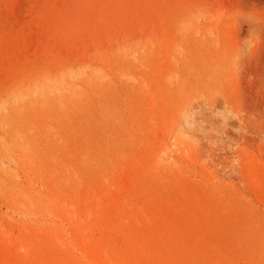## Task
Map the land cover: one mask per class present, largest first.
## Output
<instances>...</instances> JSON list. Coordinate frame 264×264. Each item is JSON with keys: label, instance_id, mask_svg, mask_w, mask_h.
I'll use <instances>...</instances> for the list:
<instances>
[{"label": "rangeland", "instance_id": "obj_1", "mask_svg": "<svg viewBox=\"0 0 264 264\" xmlns=\"http://www.w3.org/2000/svg\"><path fill=\"white\" fill-rule=\"evenodd\" d=\"M0 98V264H264V0H0Z\"/></svg>", "mask_w": 264, "mask_h": 264}, {"label": "bare ground", "instance_id": "obj_2", "mask_svg": "<svg viewBox=\"0 0 264 264\" xmlns=\"http://www.w3.org/2000/svg\"><path fill=\"white\" fill-rule=\"evenodd\" d=\"M117 15H118V14H117ZM152 21H153V19H152ZM140 24H141V23H140ZM158 25H159V24H158ZM146 26H147V25H146ZM178 27H179V26H178ZM195 28H196V27H195ZM146 29H147V27H146ZM197 29H198V28H197ZM165 33H166V32H165ZM204 35H206V34H204ZM142 36H143V35H142ZM147 36H148V35H147ZM153 36H154V35H153ZM143 37H144V36H143ZM149 37H150V36H149ZM160 37H161V36H160ZM175 37H176V36H175ZM141 38H142V37H141ZM141 38H139V39H141ZM166 38H167V37H166ZM183 38H184V37H183ZM184 39H185V38H184ZM184 39H183V40H184ZM186 39L189 40L187 37H186ZM196 39H198V38L196 37ZM163 40H164V39H163ZM177 40H178V35H177ZM178 41H179V40H178ZM180 42H181V41H180ZM191 42H192V41H191ZM161 44H163V43L161 42ZM167 44H169V43H167ZM183 44H184V43H183ZM185 44H186V43H185ZM144 45H145V44H144ZM177 45H178V44H177ZM155 46H156V45H155ZM160 46H161V45H160ZM188 46H189V44H188ZM188 46H187V47H188ZM197 46H199V45L197 44ZM139 47H140V46H139ZM187 47H185V48H187ZM191 47H192V46H191ZM121 48H122V47H121ZM135 48H136V47H135ZM140 48H141V47H140ZM145 48H146V47H145ZM122 49H123V48H122ZM172 49H174V48H170V50H172ZM182 49H184V48H182ZM189 49H190V48H189ZM189 49H188V51H189ZM192 49H194V46L192 47ZM185 50H186V49H185ZM139 51H140V50H139ZM168 51H169V50H168ZM191 51H192V50H191ZM156 52H157V51H156ZM183 52H184V51H182V54H183ZM144 53H145V52H144ZM178 53H179V52H178ZM147 54H148V53H147ZM162 54H163V53H162ZM180 54H181V53H180ZM116 55H117V54H116ZM160 55H161V53H160ZM176 55H177V54H176ZM191 55H192V54H191ZM193 55H194V54H193ZM149 56H150V55H149ZM153 56H154V55H153ZM155 56H157V54H156ZM162 56H163V55H162ZM169 56H170V55H168V57H169ZM183 56H184V55H183ZM158 57H159V55H158ZM176 57H177V56H176ZM132 58L136 59L135 57H132ZM161 58H162V57H161ZM193 58H194V57H193ZM193 58H191V59H193ZM159 59H160V58H159ZM162 59H163V58H162ZM170 59H171V58H169V60H170ZM87 60H88V59H87ZM138 60H139V59H138ZM177 60H178V58H177ZM183 60H184V59H183ZM206 61H207V60H206ZM234 61H235V60H234ZM76 62H78V61H76ZM83 62H84V61H83ZM85 62H86V61H85ZM163 62H164V61H163ZM168 62H169V61H168ZM176 62H177V61H176ZM78 63H79V62H78ZM143 63H144V62H142V65H143ZM192 63H193V62H192ZM66 64H67V63H66ZM69 64H70V63H69ZM138 64H139V63H138ZM163 64H164V63H163ZM167 64H168V63H167ZM61 65H62V64H61ZM82 66H83V64H82ZM66 67H68V66H66ZM71 67H73V66H71ZM203 67H204V66H203ZM62 68H63V67H62ZM176 68H177V67H176ZM179 68H180V67H179ZM194 68H195V67H194ZM66 69H67V68H66ZM66 69H65V70H66ZM75 69H76V68H75ZM88 69H89V68H88ZM130 69H131V68H130ZM67 70H68V69H67ZM72 70H73V69H72ZM118 70H119V69H118ZM171 70H172V69H171ZM55 71H56V70H55ZM55 71H54V72H55ZM61 71H62V69H61ZM69 71H70V69H69ZM121 71H122V70H121ZM52 72H53V71H52ZM75 72H76V71H75ZM118 72H119V71H118ZM45 73H46V72H45ZM45 73H44V74H45ZM60 73H61V72H60ZM69 73H70V72H69ZM72 73H73V72H72ZM87 73H88L87 68L84 69V70H81V69H80V72L78 73V75L81 77L82 75H85V74H87ZM100 73H102V72H100ZM119 73H120V72H119ZM135 73H136V72H135ZM202 73H203V72H202ZM236 73H237V72H236ZM38 74H39V73H38ZM40 74H41V73H40ZM49 74H51V73H49ZM67 74H68V72H67ZM65 75H66V74H65ZM87 75H88V74H87ZM125 75L129 77V80H130V79H134V77H132V74H131V73H126ZM125 75L123 74V77H124ZM136 75H137V74H136ZM73 76H74V75H73ZM73 76H72V77H73ZM137 76H138V75H137ZM55 77H56V76H55ZM61 77H62V76H61ZM66 77H68V75L65 76V78H66ZM72 77H71V78H72ZM94 77H95V76H94ZM96 77H97V76H96ZM43 78H45V77H43ZM52 78H53V77H52ZM59 78H60V77H59ZM98 78H99V77H98ZM173 78H174V77H173ZM193 78H194V77H193ZM195 78H196V77H195ZM56 79H57V78H56ZM77 79H78V78H76L75 80L77 81ZM92 79H93V77H92ZM174 79H175V78H174ZM178 79H179V77H178ZM196 79L198 80V78H196ZM196 79H195V80H196ZM40 80L42 81V79H40ZM49 80H50V82H51V78H50ZM73 80H74V79H73ZM84 80H85V79H84ZM183 80H184V79H183ZM204 80H205V79H204ZM226 80H227V79H226ZM53 81H54V80H53ZM57 81H59V79H57ZM101 81H103V80H101ZM130 81H131V80H130ZM33 82H34V81H33ZM33 82H32V83H33ZM42 82H43V81H42ZM46 82H47V81H46ZM48 82H49V81H48ZM50 82H49V83H50ZM54 82H56V81H54ZM61 82H62V78H61ZM61 82L59 81L58 84L61 83ZM122 82H123V81H122ZM125 82H126V81H125ZM175 82H176V81H175ZM43 83H44V82H43ZM49 83H48L49 86H48L47 89H48V91H49L51 94H56V95H57V94H60V95H65V96H67V95H68L67 92H69V93L71 92L73 95H75V96L77 97V96H79V93H81V92H80L81 90H75V91H72L71 89H73V88H69V86H68V87L65 86V83H64V82H63V83H64L63 85H60V84L57 85V84H55V83H53V82L50 83V84H49ZM76 83H77V82H76ZM78 83H79V82H78ZM91 83H92V82H91ZM96 83H98V82H96ZM102 83H104V82H102ZM127 83H128V82H127ZM131 83H132V82H131ZM221 83H222V82H221ZM28 84H30V83L28 82ZM39 84H40V83H39ZM39 84H38V85H39ZM41 84H42V83H41ZM71 84H72V83H71ZM92 84H93V83H92ZM123 84H124V83H123ZM132 84H133V83H132ZM26 85H27V84H26ZM33 85H35V84H33ZM38 85H37V87L34 86L35 88H34V87H33V88H34L35 90H34V91H33V90H30V92H29V91L22 90V89H23V88H22V89H21L22 91H20L18 94H15V95H16V100L21 101V102L23 101L24 103H27V102H25V99H26L28 96L30 97V93L35 92V93H36L35 95H37V94L40 92L41 89H40V87H38ZM42 85H43V84H42ZM66 85H67V84H66ZM94 85H95V84H94ZM174 85L176 86V84H174ZM177 85H178V84H177ZM31 86H32V85H31ZM44 86H45V85H44ZM76 86H78V85H76ZM87 86H88V85H87ZM95 86H96V85H95ZM103 86H104V85H103ZM105 86H106V85H105ZM110 86H111V85H110ZM110 86H109V87H110ZM207 86H208V85H207ZM210 86H211V85H210ZM216 86H217V85H216ZM218 86H219V85H218ZM218 86H217V87H218ZM71 87H72V86H71ZM73 87H74V84H73ZM91 87H92V86H91ZM101 87H102V86H101ZM114 87H115V86H114ZM125 87H126V86H125ZM129 87H130V86H129ZM213 87H214V86H213ZM18 88H19V87H18ZM86 88H87V87H86ZM89 88H90V87H89ZM126 88H127V87H126ZM130 88H131V87H130ZM178 88H179V86H178ZM209 88H212V86L209 87ZM214 88H216V87H214ZM31 89H32V87H31ZM45 89H46V88H45ZM45 89H44V90H45ZM80 89H81V88H80ZM87 89H88V88H87ZM91 89H93V88H91ZM96 89H97V88H96ZM102 89H103V88H102ZM127 89H128V88H127ZM10 90H12V89H10ZM44 90H43V91H44ZM83 90H84V88H83ZM94 90H95V89H94ZM107 90H108V89H107ZM128 90H129V89H128ZM151 90H152V89H150V91H151ZM89 91H91V90H89ZM96 91H97V90H96ZM126 91H127V90H126ZM45 92H46V91H45ZM45 92H44V94H46ZM94 92H95V91H94ZM192 92H193V91H192ZM10 93H11V91H10ZM47 93H48V92H47ZM50 93H48V94H50ZM71 93H70V94H71ZM126 93H127V92H126ZM12 94H13V93H12ZM66 94H67V95H66ZM83 94H84V93H82V95H83ZM86 94H87V93H86ZM127 94H128V93H127ZM38 95H39V94H38ZM56 95H54L55 97L53 96L55 100H56ZM142 95H143V94H142ZM9 96H10V95H9ZM49 96H50V95H49ZM100 96H101V95H100ZM140 96H141V95H140ZM148 96H150V95H148ZM11 97H12V96H11ZM14 97H15V96H14ZM31 97H32V96H31ZM53 97H50L48 100L53 99ZM76 97H75V99H76ZM89 97H90V96H89ZM98 97H99V96H98ZM142 97H143V96H142ZM6 98H7V97H6ZM9 98H10V97H9ZM9 98H8V99H9ZM33 98H34V97H33ZM42 98H43V97H42ZM144 98H146V97H144ZM0 99H1V98H0ZM54 99H53V100H54ZM59 99H60V98H59ZM63 99L65 100L64 97H63ZM63 99H62V100H63ZM72 99H73V98H72ZM82 99H83V97H82ZM82 99H81V100H82ZM3 100H4V99H3ZM6 100H7V99H6ZM11 100H12V99H11ZM45 100H46V99H45ZM147 100H148V99H147ZM9 101H10V100H9ZM13 101H15V100H13ZM37 101L39 102V100H37ZM41 101H42V100H41ZM56 101H57V100H56ZM1 102H2V99H1ZM4 102H6V101H4ZM21 102H20V103H21ZM23 102H22V103H23ZM63 102H66V101H63ZM78 102H79V101H78ZM81 102H82V101H81ZM148 102H149V101H148ZM7 103H9V102H7ZM82 103H83V102H82ZM92 103L94 104V102H92ZM2 104H3V102H2ZM4 104H5V103H4ZM9 104H10V103H9ZM9 104H8V106H9ZM11 104H12V103H11ZM16 104H18V103L16 102ZM52 104H53V102H52ZM117 104H118V102H117ZM6 105H7V104H6ZM6 105H5V106H2V109H6V107H7ZM13 105H14V104H13ZM37 105H38V104H37ZM66 105H67V104H66ZM66 105H65V106H66ZM156 105H157V104H156ZM49 106H50V105H49ZM138 106H139V105H138ZM147 106H148V105H147ZM154 106H155V105H154ZM15 107H16V105H15ZM20 107H21V106H20ZM24 107H25V106H24ZM37 107H39V106H37ZM77 107H78V106H77ZM139 107H140V106H139ZM7 108L9 109V107H7ZM31 108H32V106H31ZM31 108H30V109H31ZM104 108H105V107H104ZM129 108H130V107H129ZM131 108H132V107H131ZM131 108H130V109H131ZM11 109H14V108H11ZM53 109H56V108L54 107ZM65 109H66V108H65ZM121 109H122V108H121ZM133 109H134V108H133ZM143 109H144V108H143ZM15 110H16V109H15ZM15 110H13V111H15ZM33 110H36V109H33ZM37 110L40 111L39 108H38ZM67 110H68V109H67ZM99 110H100V109H99ZM4 111H7V110H4ZM123 111H124V110H122V112H123ZM125 111H129V110H125ZM146 111H148V110L146 109ZM1 112H2V111H1ZM16 112H17V110H16ZM19 112H20V111H19ZM22 112H24V109H23ZM31 112H32V111H31ZM34 112H36V111H34ZM42 112H43V111H42ZM178 112H179V111H178ZM20 113H21V112H20ZM123 113H124V112H123ZM126 113H127V112H126ZM145 113L147 114L148 112H145ZM188 113H189V109L186 110L185 113L183 114L185 120H186V118H187V114H188ZM9 114H10V113H9ZM21 114H22V113H21ZM35 114H36V113H35ZM37 114H38V115H41L42 113H41V114L37 113ZM37 114H36V116H37ZM153 114H154V113H153ZM6 115H8V114H6ZM16 115H17V114H16ZM27 115H28V114H27ZM30 115H31V114H30ZM69 115H70V114H69ZM163 115H164V114H163ZM183 115H182V116H183ZM8 116H9V115H8ZM28 116H29V115H28ZM36 116H35V118H36ZM160 116H161V115H160ZM164 116H165V115H164ZM16 117H17V116H16ZM23 117H24V116H23ZM29 117H30V116H29ZM37 117H38V116H37ZM70 117H71V116H70ZM145 117H146V116H145ZM174 117H175V116H174ZM17 118H18V117H17ZM32 118H33V117H32ZM90 118H91V117H90ZM133 118H134V117H133ZM162 118H163V117H162ZM0 119H1V118H0ZM2 119H3V118H2ZM8 119H10V117H9ZM23 119H24V118H23ZM27 119L29 120V119H31V118H27ZM36 119H37V118H36ZM38 119H39V118H38ZM187 119H188V118H187ZM18 120H19V119H18ZM112 120H114V119H112ZM185 120H184V121H185ZM7 121H8V120H7ZM16 121H17V120H16ZM23 121H24V120H23ZM25 121H26V120H25ZM8 122H9V121H8ZM10 122L12 123V121H10ZM26 122H27V121H26ZM28 122H31V120L28 121ZM33 122H34V121H33ZM5 123H6V121H5ZM13 123H14V122H13ZM16 123H17V122H16ZM22 123H23V122L21 121V124H22ZM36 123H38V122L36 121ZM170 123H171V122H170ZM185 123H186V125L188 124L187 121H185ZM17 124H18V123H17ZM191 124H192V123H191ZM99 125H100V124H99ZM14 126H15V125H14ZM18 126H19V125H18ZM33 126H34V125H33ZM81 126H82V125H81ZM83 126H84V125H83ZM2 127H3V126H2ZM24 127H25V126H24ZM96 127H98V126H96ZM187 127H188V126H187ZM19 128H21V127L19 126ZM22 128H23V127H22ZM25 128H26V127H25ZM25 128H24V129H25ZM188 128H193V129H194V126H193V127H188ZM4 129H5V127H4ZM4 129H2V130H4ZM10 129H11V127H10ZM24 129H23V130H24ZM26 129H27V128H26ZM38 129H40V128H38ZM78 129H79V128H78ZM16 130H17V129H16ZM18 130H19V129H18ZM13 131H14V130H13ZM13 131H12V132H13ZM24 131H25V130H24ZM29 131H30V130H29ZM176 131H177L178 133L181 134V135H180L181 137H180V139H179L180 144H182V145L185 144L186 146H188V147L191 148V149H194L195 147L197 148V145H198L197 137H196L195 135H192L190 132H186V129H184V122L181 120V117H178V118H176V119H174V120L172 121V124H171V127H170V132L174 134V133H176ZM12 132H11V133H12ZM21 132H22V130L20 131V133H21ZM33 132H34V131H33ZM33 132H31V133H33ZM74 132H75V131H74ZM11 133H10V134H11ZM23 133H24V132H23ZM178 133H177V136H179ZM26 134H27V133H26ZM33 134H34V133H33ZM21 135H22V134H21ZM21 135H20V136H21ZM27 135H28V134H27ZM12 136H13V135H12ZM17 137H18V136H17ZM21 137H22V136H21ZM2 138H3V136H2ZM13 138H14V136H13ZM188 138H191L192 141H189ZM14 139H15V138H14ZM19 139H20V138H18V140H19ZM22 139H23V137H22ZM25 139L27 140L28 138L26 137ZM28 140H29V139H28ZM32 140H33V139H32ZM11 141H12V140H11ZM15 141H17V140H15ZM23 141H24V139L22 140V142H23ZM199 141H200V140H199ZM12 142H13V141H12ZM31 142H32V141H31ZM195 142H196V143H195ZM13 143H14V142H13ZM17 143H18V141H17ZM14 145H15V144H14ZM16 145H17V144H16ZM18 145H19V144H18ZM92 145H93V144H92ZM33 146H34V145H33ZM19 147H20V146H19ZM16 148H17V146H16ZM34 148H35V147H34ZM183 148H184V147H183ZM198 148H200V147H198ZM35 149H36V148H35ZM117 150H118V149H117ZM178 150H180V149H178ZM34 151H35V150H34ZM118 151H119V150H118ZM169 151H170V147H166V148H164V149L162 150V152L164 153L163 155H165V154L167 155V157L165 156L166 158H164L163 161L168 162V161H170V160L173 158V156L171 155V153H169ZM183 151H184V150H183ZM26 152H28V151H26ZM4 153H5V152H4ZM16 153H17V152H16ZM32 153H33V152H32ZM18 154H19V153H18ZM23 155H24V154H23ZM47 155H48V154H47ZM89 157H90V156H89ZM41 158H42V157H41ZM86 158H87V157H86ZM86 158H85V159H86ZM50 159H51V158H50ZM36 160H37V159H36ZM126 160H127V158H126ZM160 160H161V159H160ZM198 160H199V159H198ZM31 161H33V160H31ZM26 164H27V163H26ZM29 164H30V163H29ZM31 165H32V164H31ZM50 165H51V164H50ZM25 166H27V165H25ZM34 166H35V165H34ZM41 166H42V165H41ZM46 166H47V165H46ZM204 166L206 167L207 165H204ZM30 167H32V166H30ZM43 167H44V166H43ZM47 167H48V166H47ZM25 168H26V167H25ZM27 168H29V167H27ZM56 168H57V167H56ZM153 168H154V167H153ZM156 168H157V167H156ZM156 168H155V169H156ZM213 168H214V167H213ZM35 169H36V166H35ZM38 169H39V168H38ZM73 169H74V168H73ZM214 169H215V168H214ZM214 169H213V170H214ZM41 170H43V169H41ZM46 170H47V169H46ZM51 170H52V168H51ZM51 170H50V171H51ZM27 171H29V170H27ZM27 171H26V172H27ZM47 171H48V170H47ZM57 171H58V170H57ZM60 171H61V170H60ZM64 171H65V169H64ZM35 172H36V170H35ZM43 172H44V171H43ZM61 172H62V171H61ZM65 172H66V171H65ZM109 172H110V171H109ZM206 172H207V174H208L213 180L217 178V176L214 175L215 173L212 174V173H210V172H208V171H206ZM40 173H42V172L40 171ZM49 173H50V172H49ZM70 173H71V172H70ZM103 173H104V172H103ZM27 174H28V173H27ZM30 174H31V173H30ZM35 174H36V173H35ZM37 174H38V173H37ZM58 174H59V173H58ZM107 174H108V173H107ZM9 175H10V174H9ZM31 175H32V174H31ZM60 175H61V173H60ZM64 175H65V174H64ZM108 175H109V174H108ZM36 176H37V175H36ZM38 176L40 177V175H38ZM41 176H42V175H41ZM46 176H47V174H46ZM57 176H58V175H57ZM62 176H63V175H62ZM113 176H114V175H113ZM113 176H112V177H113ZM6 177H7V176H6ZM11 177H12V176L10 175V178H11ZM13 177H14V176H13ZM27 177H28V176H27ZM30 177H31V176H30ZM34 177H35V175H34ZM95 177H96V176H95ZM112 177H111V178H112ZM137 177H138V176H137ZM249 177H250V176H249ZM8 178H9V177H8ZM8 178H7V179H8ZM36 178H37V177H36ZM36 178H35V179H36ZM41 178H42V177H41ZM53 178H56V177H53ZM60 178H61V177H60ZM69 178H70V177H69ZM219 178H220V177H219ZM0 179H1V178H0ZM7 179H6V181H7ZM13 179H14V178H13ZM16 179H20V178H16ZM43 179H45V178H42L41 180H43ZM56 179H57V178H56ZM8 181H9V180H8ZM11 181H12V180H11ZM21 181H22V180H21ZM28 181H30L29 178H28ZM4 182H5V181H4ZM33 182H34V180H33ZM55 183H56V181H55ZM59 183L61 184V182H59ZM68 183H69V182H68ZM5 184H6V183H5ZM15 184H16V183H15ZM34 184H35V183H34ZM36 184H37V183H36ZM45 184H46V183H45ZM60 184H59V187H60ZM66 184H67V183H66ZM66 184H65V185H66ZM258 184H259V183H258ZM46 185H47V184H46ZM50 185H51V184H50ZM62 185H63V184H62ZM113 185H114V184H113ZM0 186H1V185H0ZM22 186H23V184H22ZM47 186H48V185H47ZM24 187H25V186H24ZM30 187H31V185H30ZM64 187H65V186H64ZM7 188H8V187H7ZM42 188H43V187H42ZM48 188H49V187H48ZM51 188H52V187H51ZM82 188H83V187H82ZM101 188H102V187H101ZM137 188H138V187H137ZM0 189H1V188H0ZM2 189H4V188H2ZM33 189H34V188H33ZM33 189H32V190H33ZM44 189H45V188H44ZM147 189H148V188H147ZM153 189H154V188H153ZM11 190H12V189H11ZM14 190H15V189H14ZM18 190H19V189H18ZM35 190H36V188H35ZM46 190H48V189H46ZM100 190H101V189H100ZM140 190H141V189H140ZM155 190H156V189H155ZM3 191H4V190H3ZM33 191H34V190H33ZM41 191H42V190H41ZM53 191H54V190H53ZM60 191H61V190L58 191V196H59V194L62 192V191H61V192H60ZM73 191H74V190H73ZM81 191H82V189H81ZM81 191H79V192H81ZM103 191H104V190H103ZM190 191H191V190H190ZM7 192H8V191H7ZM47 192L50 193L51 191L48 190ZM54 192H55V191H54ZM59 192H60V193H59ZM116 192H117V190H116ZM136 192H138V191H136ZM0 193H1V192H0ZM10 193H11V192H10ZM16 193H17V192H16ZM41 193H42V192H41ZM49 193H48V194H49ZM193 193H195V192H193ZM51 194H52V192H51ZM51 194H50V196H51ZM61 194H62V193H61ZM118 194H119V193H118ZM1 195H2V194H1ZM20 195H21V194H20ZM29 195H30V194H29ZM67 195H68V194H67ZM7 196H8V195H7ZM22 196H23V195H22ZM42 196H43V194H42ZM58 196H55L56 199L58 198ZM75 196H76V195H75ZM91 196H92V195H91ZM91 196H90V197H91ZM105 196H106V195H105ZM107 196H108V195H107ZM111 196H112V195H111ZM154 196H155V195H154ZM161 196H162V195H161ZM165 196H166V195H165ZM25 197H26V195H25ZM67 197H68V196H67ZM87 197H88V196H87ZM155 197H156V196H155ZM12 198H16V197H12ZM12 198H11V199H12ZM17 198H18V197H17ZM17 198H16V199H17ZM21 198H23V197H21ZM48 198H49V197H48ZM148 198H149V197H148ZM151 198L153 199V195H152ZM3 199H5V198H3ZM27 199H28V198H27ZM27 199H26V200H27ZM71 199H73V198L71 197ZM100 199H101V198H100ZM106 199H107V198H106ZM121 199H122V198H121ZM17 200H18V199H17ZM29 200H30V199H29ZM49 200H50V199H49ZM51 200H52V199H51ZM63 200H64V199H63ZM67 200H68V199H67ZM92 200H93V199H92ZM153 200H154V199H153ZM23 201H24V200H23ZM30 201H32V200H30ZM30 201H29V203H30ZM46 201H47V200H46ZM46 201H45V202H46ZM71 201H73V200H71ZM84 201H85V200H84ZM104 201H105V200H104ZM108 201H109V200H108ZM116 201H117V200H115V202H116ZM15 202H16V201L13 202L14 205H15ZM47 202H48V201H47ZM56 202H57V200H56ZM60 202H62V200H60ZM67 202H68V201H67ZM79 202H80V201H79ZM20 203H22V200H21ZM25 203H26V202H25ZM25 203H24V204H25ZM49 203H50V201H49ZM74 203H75V202H74ZM84 203H85V202H84ZM126 203H127V202H126ZM32 204H33V203H32ZM32 204H31V206H32ZM47 204H48V203H47ZM56 204H57V203H56ZM61 204H62V203H61ZM101 204H102V203H101ZM114 204H116V203H114ZM186 204H187V203H186ZM228 204H229V203H228ZM39 205H41V204L39 203ZM51 205H52V204H51ZM54 205H55V204H54ZM62 205H63V204H62ZM79 205H80V204H79ZM84 205H85V204H84ZM118 205H119V204H118ZM167 205H168V204H167ZM213 205H215V203H214ZM19 206H20V205H18V207H19ZM21 206H22V205H21ZM21 206H20V207H21ZM37 206H38V205H37ZM47 206H49V205H47ZM57 206H58V205H57ZM63 206H64V205H63ZM90 206H91V205H90ZM119 206H120V205H119ZM202 206H203V205H202ZM33 207H34V205H33ZM54 207H55V206H54ZM78 207H79V206H78ZM91 207H92V206H91ZM113 207H114V206H113ZM113 207H110V208H113ZM128 207H129V206H128ZM216 207H217V206H216ZM219 207H220V206H219ZM26 208H27V207H26ZM129 208H130V207H129ZM167 208H168V207H167ZM23 209H25V208H23ZM31 209H32V207H31ZM35 209H36V206H35ZM51 209H52V208H51ZM55 209H56V208H55ZM55 209H54V210H55ZM58 209H59V208H58ZM61 209H62V208H61ZM96 209H98V208H96ZM99 209H100V208H99ZM113 209L115 210V208H113ZM217 209H218V208H217ZM28 210H29V209H28ZM36 210H37V209H36ZM40 210H41V209H39V211H40ZM17 211H18V210H17ZM17 211H16V212H17ZM39 211H38V212H39ZM57 211H58V210H57ZM61 211H63V210H61ZM70 211L72 212V208H71ZM93 211H94V210H93ZM104 211H105V210H104ZM20 212H21V211H20ZM22 212H23V211H22ZM25 212H26V210H25ZM32 212H33V210H32ZM35 212H36V211H35ZM40 212H41V211H40ZM51 212H52V211H51ZM75 212H76V211H75ZM94 212H95V211H94ZM29 213H30V212H29ZM43 213H44V212H43ZM47 213H48V212H47ZM76 213H77V212H76ZM95 213H96V212H95ZM99 213H100V211H99ZM99 213H98V214H99ZM135 213H136V212H135ZM21 214H22V213H21ZM39 214H40V213H39ZM41 214H42V213H41ZM52 214H53V213H52ZM79 214H80V212H79ZM100 214H101V213H100ZM199 214L201 215V213H199ZM17 215H18V214H17ZM47 215H48V214H47ZM53 215H56V216H57V214H53ZM53 215H52V216H53ZM62 215H63V214H62ZM75 215H76V214H75ZM93 215H94V214H93ZM29 216H30V215H29ZM49 216H50V215H49ZM52 216H51V218H52ZM78 216H79V215H78ZM90 216H91V215H90ZM164 216H165V215H164ZM202 216H203V215H202ZM26 217H28V215H27ZM47 217H48V216H47ZM72 217H73V216H72ZM72 217H71V218H72ZM81 217H82V216H81ZM93 217H94V216H93ZM123 217H124V216H123ZM144 217H146V216H144ZM161 217H162V215H161ZM36 218H37V217H36ZM73 218H74V217H73ZM73 218H72V219H73ZM111 218H112V217H111ZM121 218H122V217H121ZM22 219H23V218H22ZM42 219H43V218H42ZM75 219H76V218H75ZM92 219H93V218H92ZM23 220H24V219H23ZM27 220H28V219H27ZM47 220H49V219H47ZM50 220H51V219H50ZM50 220H49V221H50ZM54 220H55V219H54ZM89 220H90V219H89ZM49 221H48V222H49ZM52 221H53V220H52ZM73 221H74V220H73ZM77 221H78V219H77ZM80 221H81V220H80ZM84 221H85V220H84ZM116 221H117V220H116ZM12 222H15V221H12ZM18 222H19V221H18ZM33 222H34V221H33ZM33 222H32V224H33ZM57 222H58V221H57ZM65 222H66V221H65ZM68 222H69V221H68ZM87 222H88V221H87ZM118 222H119V220H118ZM28 223H29V222H28ZM35 223H36V222H35ZM37 223H38V222H37ZM37 223H36V225H37ZM40 223H41V222H40ZM40 223H39V225H40ZM62 223H63V222H62ZM84 223H86V222H84ZM89 223H90V222H89ZM26 224H27V223H26ZM54 224H55V223H54ZM63 224H64V223H63ZM81 224H82V223H81ZM90 224L92 225V223H90ZM29 225H30V224H29ZM43 225H44V223H43ZM48 225H49V224H48ZM57 225H58V224H57ZM64 225H66V224H64ZM128 225H131V224L129 223ZM30 226H31V225H30ZM37 226H38V225H37ZM61 226H62V225H61ZM66 226H67V225H66ZM74 226H75V225H74ZM74 226H73V228H74ZM82 226L84 227V225H82ZM92 226H93V225H92ZM125 226H126V225H125ZM18 227H19V226H18ZM32 227H33V226H32ZM40 227H41V225H40ZM45 227H46V226H45ZM123 228H124V227H123ZM38 229H40V228H38ZM38 229H35V230L37 231ZM87 229H88V228H87ZM104 229H105V228H104ZM33 230H34V229H33ZM42 230H43V228H42ZM52 230H53V229H52ZM75 230H76V229H75ZM75 230H74L73 232H76ZM85 230H86V229H84V231H85ZM2 231H3V230H2ZM5 231H6V230H5ZM25 231H26V230H25ZM31 231H32V230H31ZM36 231H35V232H36ZM117 231H118V230H117ZM3 232H4V231H3ZM51 232H52V231H51ZM4 233H5V232H4ZM32 233H33V232H32ZM47 233H48V231H46L45 236L47 235ZM52 233H53V232H52ZM61 233H62V232H61ZM76 233H77V232H76ZM87 233H88V232H87ZM90 233H91V232H90ZM98 233H100V231H98ZM19 234H20V233H19ZM21 234H22V233H21ZM49 234H50V233H49ZM49 234H48V236L52 235V234H50V235H49ZM85 234H86V232H82L83 239L86 238V237H85V236H86ZM5 235H6V234H5ZM29 235H30V234H29ZM31 235L33 236L34 234H31ZM65 235H67V234H65ZM77 235H78V234H77ZM92 235H93V234H92ZM25 236H26V235H25ZM41 236H42V235H41ZM41 236H40V239H43ZM45 236H44V237H45ZM59 236H60V235H59ZM95 236H96V234H95ZM104 236H105V235H104ZM5 237H6V236H5ZM15 237H16V236H15ZM28 237H29V236H27V238H28ZM46 237H47V236H46ZM54 237H55V238L58 237L57 234L54 235ZM65 237H66V236H65ZM76 237H77V236H76ZM79 237H80V236H79ZM93 237H94V236H93ZM22 238H23V237H22ZM24 238H25V237H24ZM24 238H23V239H24ZM27 238H26V239H27ZM36 238H37V237H36ZM48 238H49V237H48ZM51 238H52V236H51ZM51 238H50V239H51ZM67 238H69V237H67ZM77 238H78V237H77ZM239 238H240V237H239ZM2 239L4 240V238H2ZM30 239H31V238L29 237V240H30ZM34 239H35V238H34ZM52 239H53V238H52ZM58 239H59V238H58ZM58 239H57V240H58ZM64 239H65V238H64ZM92 239H93V238H92ZM155 239H157V238H155ZM237 239H238V238H237ZM3 240H2V241H3ZM43 240H44V239H43ZM46 240H47V239H46ZM62 240H63V239H62ZM66 240H68V239H66ZM106 240H107V239H106ZM31 241H32V239H31ZM36 241H37V240H36ZM38 241H41V240L38 239ZM38 241H37V242H38ZM111 241H112V240H111ZM239 241H240V239H239ZM17 242H18V241H17ZM23 242H24V241H23ZM26 242H27V240H26ZM46 242H47V241H46ZM52 242H55V241H52ZM60 242H61V241H60ZM79 242H80V241H79ZM14 243H15V242H14ZM21 243H22V242H21ZM24 243H25V242H24ZM48 243H49V242H48ZM76 243H77V242H76ZM134 243H135V242H134ZM239 243H242V242H239ZM29 244H30V242H29ZM33 244H34V243H33ZM38 244H39V243H38ZM38 244H37V245H38ZM97 244H98V243H97ZM97 244H96V245H97ZM136 244H137V243H136ZM169 244H171V243H169ZM172 244H173V243H172ZM11 245H12V244H11ZM27 245H28V244H26V246H27ZM53 245H54V244H53ZM53 245H52V246H53ZM63 245H64V243H63ZM63 245H62V246H63ZM71 245H72V244H71ZM109 245H111V242H110ZM137 245H138V244H137ZM242 245H243V244H242ZM35 246H36V245H34V248H35ZM67 246H68V245H67ZM115 246H116V245H115ZM14 247H15V246H14ZM22 247H23V246H22ZM36 247H37V246H36ZM4 248H5V247H3V249H4ZM7 248H10V247H7ZM7 248H6V249H7ZM18 248H19V247H18ZM60 248H61V247H60ZM80 248H81V247H80ZM84 248H85V247H84ZM111 248H112V247H111ZM1 249H2V248H1ZM3 249H2V250H3ZM12 249H13V248H12ZM28 249H29V248H28ZM28 249H26L25 251H27ZM42 249H43V247H42ZM44 249H45V247H44ZM55 249H56V248H55ZM67 249H68V247H67ZM67 249H66V253H68V252H67ZM82 249H83V248H82ZM243 249H244V248H243ZM4 250H5V249H4ZM13 250H14V249H13ZM16 250H17V249H16ZM22 250H23V249H22ZM30 250H31V248H30ZM36 250H37V249H36ZM64 250H65V249H64ZM83 250H84V249H83ZM123 250H124V249H123ZM138 250H139V249H138ZM10 251H11V250H10ZM10 251H9V252H10ZM34 251H35V250H34ZM88 251H89V250H88ZM90 251H91V250H90ZM142 251H143V250H142ZM147 251H148V250H147ZM13 252H14V251H13ZM19 252H20V251H19ZM19 252H18V253H19ZM124 252H125V251H124ZM132 252H135V251L133 250ZM3 253H5V252L3 251ZM16 253H17V252H16ZM45 253H46V252H45ZM45 253H44V254H45ZM66 253H65V254H66ZM113 253H114V252H113ZM147 253H148V252H147ZM5 254H6V253H5ZM12 254H13V253H12ZM39 254H42V253H39ZM47 254H48V252H47ZM60 254H61V253H60ZM60 254H59V255H60ZM106 254H107V253H106ZM145 254H146V253H145ZM1 255H3V254H1ZM29 255H30V254H29ZM33 255H34V253H33ZM59 255H58V256H59ZM72 255H73V253H72ZM97 255H98V254H97ZM147 255H148V254H147ZM30 256H31V255H30ZM36 256H37V255H36ZM42 256H45V255H42ZM42 256H41V257H42ZM46 256H47V255H46ZM68 256H69V255H68ZM108 256H109V254H108ZM111 256H113V255H111ZM119 256H120V255H119ZM129 256H130V255H129ZM23 257H25V256H23ZM28 257H29V256H28ZM39 257H40V256H39ZM48 257H50V256H48ZM59 257H60V256H59ZM77 257H78V256H77ZM109 257H110V256H109ZM9 258H10V257H9ZM9 258H8V259H9ZM16 258H17V257H16ZM25 258H27V257H25ZM50 258H52V257H50ZM56 258H57V256H56ZM78 258H79V257H78ZM107 258H108V257H107ZM117 258H118V257H117ZM138 258H139V257H138ZM18 259H19V258H18ZM34 259H35V258H34ZM34 259H33V260H34ZM37 259H39V258L37 257ZM37 259H36V260H37ZM40 259L43 260V258H40ZM68 259H70V258H68ZM74 259H75V258H74ZM119 259H120L121 261L124 262V259H123L122 257H119ZM3 260H4V259H3ZM12 260H13V259H12ZM12 260H11V261H12ZM20 260H21V259H20ZM24 260H25V259L23 258V262H25ZM27 260H28V259H27ZM27 260H26V261H27ZM29 260H30V259H29ZM46 260H47V259H46ZM21 261H22V260H21ZM34 261H35V260H34ZM65 261H66V260H65ZM13 262H14V261H13ZM15 262H16V261H15ZM35 262H36V261H35ZM47 262L50 263L49 260H48ZM74 262H75V261H74ZM215 262H216V261H215ZM2 263H3V262H2ZM18 263H19V262H18ZM21 263H22V262H21ZM31 263H32V262H31ZM31 263H29V264H31ZM55 263H56V261H55ZM59 263H60V262H59ZM70 263H71V262H70ZM32 264H34V263H32ZM53 264H54V263H53ZM57 264H58V263H57ZM60 264H61V263H60ZM71 264H72V263H71ZM81 264H82V263H81ZM102 264H104L103 261H102Z\"/></svg>", "mask_w": 264, "mask_h": 264}]
</instances>
